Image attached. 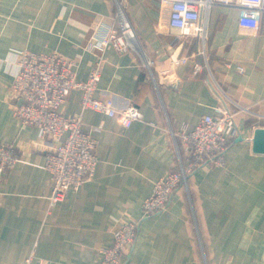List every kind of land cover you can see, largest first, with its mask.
<instances>
[{
  "label": "crops",
  "instance_id": "0c3cea01",
  "mask_svg": "<svg viewBox=\"0 0 264 264\" xmlns=\"http://www.w3.org/2000/svg\"><path fill=\"white\" fill-rule=\"evenodd\" d=\"M117 1L153 62L156 83L139 52L98 44V32L119 26ZM169 13L165 0H0V144H15L21 155L0 171V264H24L30 256L31 264H97L115 227L128 219L139 220V228L123 264H264V154L254 153L250 140L254 128L264 126V13L260 33L242 36L237 7H211L203 15L209 69L198 73L193 62H204L199 38L180 36ZM11 49L56 50L74 61L79 80L100 63L95 96L119 108L133 103L143 112L126 128L119 117L83 111L99 161L94 176L56 205L46 167L53 142L17 119L9 103ZM173 52L193 53L194 59L177 66L169 81L164 59ZM80 104L81 91L72 90L63 111L75 113ZM219 104L254 112L238 113L244 138L229 147L226 166L198 168L190 194L179 189L167 209L144 217L154 183L178 162L169 128L181 122L192 128Z\"/></svg>",
  "mask_w": 264,
  "mask_h": 264
},
{
  "label": "built area",
  "instance_id": "2783aa9c",
  "mask_svg": "<svg viewBox=\"0 0 264 264\" xmlns=\"http://www.w3.org/2000/svg\"><path fill=\"white\" fill-rule=\"evenodd\" d=\"M165 1L170 3V25L179 29L180 36L199 38L202 46L199 53L204 57V62H193L194 73L201 72L205 67L209 69L206 51L208 26L206 16L203 15L211 7H237L238 33L242 36H256L260 33L264 0ZM117 14L119 26L106 27L98 32V44L101 48L112 46L120 52H139L144 56V65L156 83L153 62L145 57L134 26L120 1H117ZM11 55L15 68L13 83L9 89V103L17 119L24 124L39 127L42 136L53 142L46 167L54 184L50 203L56 205L70 191L78 189L94 176L99 161L96 153L97 140L83 127V111L92 109L111 117H119L126 128L134 121L143 119V112L136 104L129 103L119 108L111 101L95 96L101 78L100 63L92 69L86 80H79L74 61L56 50L11 49ZM193 55L171 53L164 59L168 66L164 70V78L173 81V70L191 62ZM72 90L81 91L80 110L65 114L63 106ZM252 112L248 106L237 104V110H232L219 104L212 112L201 116L192 128L186 122L178 123L177 127L171 125L169 133L178 162L175 169L154 183L150 195L143 203V216L150 217L167 209L179 189L190 194L192 179L198 168L223 165L229 147L242 135L238 113ZM259 118L264 119V114H259ZM97 128L94 127L95 130ZM20 160L21 155L15 144H0V171L14 167ZM138 228L137 219L120 222L114 229L111 243L100 250L101 258L97 264H123L126 250L137 240ZM32 259V256L28 257L24 264H31Z\"/></svg>",
  "mask_w": 264,
  "mask_h": 264
},
{
  "label": "water",
  "instance_id": "95a60500",
  "mask_svg": "<svg viewBox=\"0 0 264 264\" xmlns=\"http://www.w3.org/2000/svg\"><path fill=\"white\" fill-rule=\"evenodd\" d=\"M243 138V135H239L234 142L241 141ZM250 140L252 151L257 154H264V126L255 127Z\"/></svg>",
  "mask_w": 264,
  "mask_h": 264
},
{
  "label": "rangeland",
  "instance_id": "374dc122",
  "mask_svg": "<svg viewBox=\"0 0 264 264\" xmlns=\"http://www.w3.org/2000/svg\"><path fill=\"white\" fill-rule=\"evenodd\" d=\"M246 114L250 115V114H253V112L252 113H246ZM226 163H227V159H225V163L223 165H214V166H226ZM191 185H192V183H191ZM193 217H194L193 223H194V226H195L196 238H197V241H199L198 245H199V248H200V255H201V258L206 263V252H205V249H204V248H206V244L204 245L203 235L200 234V231H199V223H198V220H197V216L193 215Z\"/></svg>",
  "mask_w": 264,
  "mask_h": 264
}]
</instances>
